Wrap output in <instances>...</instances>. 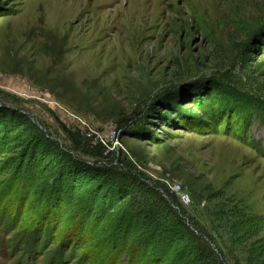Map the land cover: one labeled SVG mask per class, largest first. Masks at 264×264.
Masks as SVG:
<instances>
[{"label":"rangeland","instance_id":"obj_1","mask_svg":"<svg viewBox=\"0 0 264 264\" xmlns=\"http://www.w3.org/2000/svg\"><path fill=\"white\" fill-rule=\"evenodd\" d=\"M1 9L0 264H264V0Z\"/></svg>","mask_w":264,"mask_h":264},{"label":"trees","instance_id":"obj_2","mask_svg":"<svg viewBox=\"0 0 264 264\" xmlns=\"http://www.w3.org/2000/svg\"><path fill=\"white\" fill-rule=\"evenodd\" d=\"M1 1L2 0H0V13L1 12H3V10L1 9ZM205 119H208V121H209V125L212 127V129H213V132H216L217 134L219 133V130L220 129H218V125H219V123L217 122V121H215L214 120V117L213 116H211V114L210 113H206V114H204V116H203ZM58 125L60 126V128H61V130L63 131V133H65L66 135H67V137L69 138V139H71V141L75 144V146H81L82 144H83V141L85 142V141H88L85 137V139L82 141V139L83 138H79V141H77L78 139V134L77 133H73V132H71L70 130H68L62 123H60V122H58ZM230 135H232V136H234V134H231L230 133ZM250 145H252V146H254L255 147V149L259 152V153H263L264 152V149H262L261 147H260V145H259V142H253L252 144H250ZM84 146H85V143H84ZM92 155L93 156H95V157H101L102 156V154H103V152L105 151L104 150V147H102V145L101 144H97V145H95L94 147H92ZM46 235H48V233H46V234H44V238H43V240H42V242H45V240H46V238H45V236ZM33 239V238H32ZM31 239V240H32ZM10 243H14V242H16V241H14L13 239H10V241H9ZM26 244L29 246L26 250H32V244H31V241H30V237L26 240ZM40 244L41 243H37V246L35 247L36 249V251H38L39 250V247H42L43 246V244H41V246H40ZM20 245V244H19ZM11 247H13V249H17V247L14 245V246H11ZM167 247H169V246H167ZM19 249V248H18ZM25 252V251H24ZM27 255V254H26ZM25 255V257H27ZM176 255V262L174 263V264H191V262H189L190 260V257H189V255L186 253V252H184V250H177V253L175 254Z\"/></svg>","mask_w":264,"mask_h":264},{"label":"built area","instance_id":"obj_3","mask_svg":"<svg viewBox=\"0 0 264 264\" xmlns=\"http://www.w3.org/2000/svg\"><path fill=\"white\" fill-rule=\"evenodd\" d=\"M87 133H88V135L90 136L91 134H94L92 131H90V130H87ZM188 198H187V196L186 195H182L181 196V200L183 201V202H186V200H187Z\"/></svg>","mask_w":264,"mask_h":264}]
</instances>
